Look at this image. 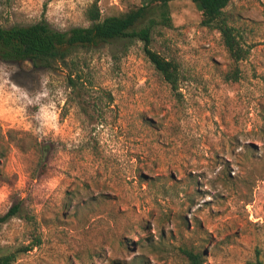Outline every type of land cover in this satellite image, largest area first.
Returning a JSON list of instances; mask_svg holds the SVG:
<instances>
[{"label":"rangeland","instance_id":"374dc122","mask_svg":"<svg viewBox=\"0 0 264 264\" xmlns=\"http://www.w3.org/2000/svg\"><path fill=\"white\" fill-rule=\"evenodd\" d=\"M93 1L0 0V27H87ZM169 14L151 48L178 65L176 91L137 40L76 48L67 67L0 60V216L20 205L0 223V255L35 226L41 241L13 264H188L184 249L264 264V0L224 8L240 60L190 0Z\"/></svg>","mask_w":264,"mask_h":264},{"label":"trees","instance_id":"16d2710c","mask_svg":"<svg viewBox=\"0 0 264 264\" xmlns=\"http://www.w3.org/2000/svg\"><path fill=\"white\" fill-rule=\"evenodd\" d=\"M173 1L176 0H145L124 14L102 17L98 0H94L85 10V17L90 25L73 27L68 31L53 29L44 19L25 26L0 27V60L19 64L29 62L34 68L50 69L55 64L67 67V59L76 48H94L100 43L116 39L137 40L142 42L148 60L171 89L176 91L179 81L178 65L151 48L154 27L171 25L169 4ZM190 1L201 13V26L218 30L231 57L235 60L243 58L244 52L235 30L227 24L224 16V8L232 0ZM70 65H74V61ZM68 79L74 84L72 73ZM19 211L20 205L13 204L0 216V223L17 215ZM33 229L35 232L33 231L31 243L0 255V264H13L20 253H26L40 245L36 226ZM183 253L188 264H204L201 253L190 249H184Z\"/></svg>","mask_w":264,"mask_h":264},{"label":"clouds","instance_id":"9594fccd","mask_svg":"<svg viewBox=\"0 0 264 264\" xmlns=\"http://www.w3.org/2000/svg\"><path fill=\"white\" fill-rule=\"evenodd\" d=\"M28 102H29V103H32V101H31V100H29Z\"/></svg>","mask_w":264,"mask_h":264}]
</instances>
